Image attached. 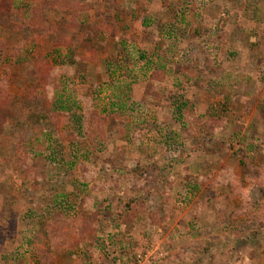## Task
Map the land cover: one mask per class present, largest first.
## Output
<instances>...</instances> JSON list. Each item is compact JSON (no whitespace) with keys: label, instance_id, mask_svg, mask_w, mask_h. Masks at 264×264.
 Listing matches in <instances>:
<instances>
[{"label":"rangeland","instance_id":"obj_1","mask_svg":"<svg viewBox=\"0 0 264 264\" xmlns=\"http://www.w3.org/2000/svg\"><path fill=\"white\" fill-rule=\"evenodd\" d=\"M125 3L0 0V264H264V0Z\"/></svg>","mask_w":264,"mask_h":264},{"label":"crops","instance_id":"obj_2","mask_svg":"<svg viewBox=\"0 0 264 264\" xmlns=\"http://www.w3.org/2000/svg\"><path fill=\"white\" fill-rule=\"evenodd\" d=\"M125 1H126L125 6H128L129 4H128L127 0H125ZM130 7H134V5H130ZM163 10H164L163 12H165L166 10H168V7H166ZM150 21L151 22H148V23L146 21H144L143 26H141V30H147V29H149L148 26H149V24L152 23V20H150ZM156 24L158 25V22H156ZM211 25H212V23H211V20H210V21H207L206 22V26L205 27H207V26L208 27H211ZM194 26H196L195 23L191 24L188 27V34H189V31L191 30V28H193ZM159 28L156 27L155 30H154V34H153V39H154L153 47H156L157 46V49L159 48L158 49L159 54H157V56L155 57V61H156L157 64L155 65V70H153V72H155V74H157V75H162L160 77L158 76V79H155L154 80L156 84H161V81L166 78V73H167L166 69H168L169 66L170 67L175 66V64L173 63V61L178 59L176 57V56H178V55H176L178 53H177V51L175 49L173 50V53L172 54L165 52L166 49L168 48V44H167V41L164 38H162V36H160L161 33H159L158 31H156ZM189 38H191L193 40L194 44H200V42H201L200 40L202 39V38H200L199 40L196 41L195 39H193L190 36H189ZM160 57H164L165 58L164 61H166L165 64H163L162 66L161 65L159 66V62H161ZM208 59H210L212 61L211 58H208ZM159 68H163V70H160ZM161 71H162V73H161ZM207 72L208 71H205V73H207ZM156 78H157V76H156Z\"/></svg>","mask_w":264,"mask_h":264},{"label":"trees","instance_id":"obj_3","mask_svg":"<svg viewBox=\"0 0 264 264\" xmlns=\"http://www.w3.org/2000/svg\"><path fill=\"white\" fill-rule=\"evenodd\" d=\"M128 1V4H129V6L131 5L130 4V0H127ZM208 20H202V22H201V26H199L200 24H197L196 26H194L193 28H191V30L189 31V36L190 37H192L193 39H195L196 41L197 40H199L200 38H201V34H200V30L201 29H205L206 27V22H207ZM201 41V40H200ZM69 56H67V58H68ZM159 58V57H158ZM160 59H161V62H159V66L161 65H163V64H165V62L166 61H164V57H160ZM160 70H163V68H159ZM161 73H162V71H161ZM158 76L160 77V76H162V75H157V79H158ZM179 107V108H178ZM178 110L179 111H181V108H182V106H179L178 105ZM61 109H63V108H61ZM210 121V123H212L211 122V120H209ZM93 141V139H91V142ZM99 187H100V189H103V187L101 186V185H99ZM124 204L125 203H123L122 205H123V207H124ZM131 203L130 202H128L126 205H130ZM123 209V208H122ZM95 218V217H94ZM85 221V220H84ZM86 225H88V223H86Z\"/></svg>","mask_w":264,"mask_h":264}]
</instances>
